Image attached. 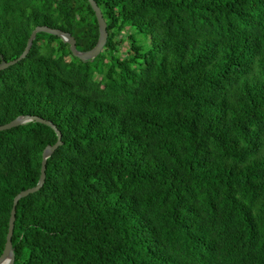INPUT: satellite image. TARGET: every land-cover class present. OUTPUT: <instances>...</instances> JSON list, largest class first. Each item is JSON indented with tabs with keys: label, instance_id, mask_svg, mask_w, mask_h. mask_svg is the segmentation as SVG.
I'll return each instance as SVG.
<instances>
[{
	"label": "trees",
	"instance_id": "obj_1",
	"mask_svg": "<svg viewBox=\"0 0 264 264\" xmlns=\"http://www.w3.org/2000/svg\"><path fill=\"white\" fill-rule=\"evenodd\" d=\"M95 1L93 61L39 33L0 72V126L63 142L16 208L14 264H264V0ZM38 26L100 36L88 0H0V63ZM57 141L0 132V256Z\"/></svg>",
	"mask_w": 264,
	"mask_h": 264
},
{
	"label": "water",
	"instance_id": "obj_2",
	"mask_svg": "<svg viewBox=\"0 0 264 264\" xmlns=\"http://www.w3.org/2000/svg\"><path fill=\"white\" fill-rule=\"evenodd\" d=\"M88 1L91 5L93 11L95 12V15H96V18L98 21V25H99L100 36H99L98 43L94 49H92L91 51H87V52H80L77 50L76 39L70 33L64 32L60 29H53V28L46 27V26H38L32 32V34H31V36L27 42V46H26L23 54L18 59L14 60V61L7 62L2 57V62L0 63V72L4 71V70L8 69L9 67L14 66L17 63H19L20 61L24 60L28 56V54H29V52L33 46V43H34V41L37 38V35L39 33H47L50 35L58 36L59 38H61V40L65 44L69 45L70 51L72 52L74 57L80 59L83 62L93 61L95 58H97L103 52V50L107 44L109 33L107 30V22L104 19L103 13H102L100 7L98 6L97 2L95 0H88ZM30 122H37V123L44 124V125L52 128L57 134L58 141L54 145L47 146L43 152L40 178H39L38 184L33 188H30V189H27V190L20 192L14 198L10 222H9V231H8V234L6 237L4 252L0 256V264H14L15 263V253H14L12 239H13V235H14L15 222H16V208L22 199L28 197L29 195H32V194L39 192L43 188V186L46 182L47 160L63 145L62 134L57 129V127L51 121L45 120V119L37 117V116H28L27 115V116L18 117L15 120L11 121L10 123L5 124L3 126H0V132L6 131V130H11L13 128L20 127V126L25 125V124L30 123Z\"/></svg>",
	"mask_w": 264,
	"mask_h": 264
},
{
	"label": "rangeland",
	"instance_id": "obj_3",
	"mask_svg": "<svg viewBox=\"0 0 264 264\" xmlns=\"http://www.w3.org/2000/svg\"><path fill=\"white\" fill-rule=\"evenodd\" d=\"M123 48L125 49V47H122V48H121V49H122V51H124V49H123Z\"/></svg>",
	"mask_w": 264,
	"mask_h": 264
},
{
	"label": "built area",
	"instance_id": "obj_4",
	"mask_svg": "<svg viewBox=\"0 0 264 264\" xmlns=\"http://www.w3.org/2000/svg\"><path fill=\"white\" fill-rule=\"evenodd\" d=\"M124 52V51H123Z\"/></svg>",
	"mask_w": 264,
	"mask_h": 264
}]
</instances>
